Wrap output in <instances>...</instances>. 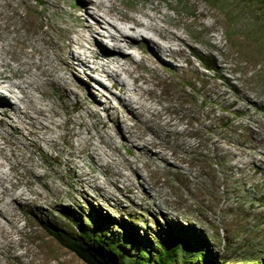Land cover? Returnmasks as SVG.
Segmentation results:
<instances>
[{
  "label": "rangeland",
  "instance_id": "1",
  "mask_svg": "<svg viewBox=\"0 0 264 264\" xmlns=\"http://www.w3.org/2000/svg\"><path fill=\"white\" fill-rule=\"evenodd\" d=\"M14 1L0 0V23L22 34L37 33L43 40L38 46L45 49L49 47L50 38L66 45L69 41L63 38L65 34L76 40V34L85 35L89 27L101 44L102 36H109L106 29L116 34L108 25H98L100 17L104 16L99 0ZM118 1L137 7L145 5L148 10L160 3L172 17H187L194 12L188 0ZM196 1L215 14L219 32L205 33L202 27H193L190 32L198 39L220 35L223 47L214 48V40L206 45H195L202 58L217 61L218 71L215 72H206L200 61L191 56L198 74L187 77L194 86L193 89L187 86L186 92L192 114L198 115L200 122L196 124L198 134L188 141V151L182 157L198 166L192 167L193 172L181 174L173 170L163 178L181 190L187 203L174 204L170 200V186L144 184L134 176L131 180L136 185H131L124 178L129 175L124 160L133 163L137 159L130 152L131 145L121 146L122 139L112 140L118 152L97 137L89 139L82 135L70 142L59 140V150L53 148L50 152L48 149L53 154V159L49 160L52 179L46 177L34 185L45 196L44 184L52 183V195L47 193L48 199L39 210H19L25 217L20 226L31 223L46 239L42 246L50 264H86L63 248L51 234L84 240L80 228L93 239H100L102 245L92 242L91 247L110 259L108 264H135L138 259L155 264L162 254L161 245L176 241L183 250L173 264H195L196 259H187L192 252L203 253L202 261L214 264L264 263V11L241 0ZM214 21L210 19L205 23ZM20 24H24V28ZM14 37L15 34L9 36L7 43ZM72 50L76 58H85L79 47L73 46ZM62 57L72 64L70 53H62ZM89 66L94 67L92 63ZM184 67L189 68L186 63ZM77 70L73 74L76 78L71 80L80 82L82 99L87 103L86 99L92 97L103 103L102 108L109 106L108 98L100 93L102 85L109 90L107 97L125 98L101 75L91 74L88 69ZM11 102L16 100L11 99ZM70 111L78 123L84 122L79 110L70 108ZM201 122L203 126H199ZM85 123L93 126L89 119ZM122 129L126 132L124 127ZM95 132L104 133L102 126H97ZM35 159L43 164V168L35 169L36 174L49 173L48 160H40L38 156ZM161 167L164 169L165 165L161 163ZM148 192L153 199L146 204ZM202 261L199 264H203Z\"/></svg>",
  "mask_w": 264,
  "mask_h": 264
},
{
  "label": "bare ground",
  "instance_id": "2",
  "mask_svg": "<svg viewBox=\"0 0 264 264\" xmlns=\"http://www.w3.org/2000/svg\"><path fill=\"white\" fill-rule=\"evenodd\" d=\"M188 1L194 12L187 17H172L160 3L148 10L145 5L137 7L118 0H99L104 16L100 17L98 25L106 24L116 32L106 29L110 47H105L103 41L99 43L95 31L87 27L85 35L76 34V40L65 34L63 38L69 41L66 45L50 38L49 47L45 49L38 46L43 40L37 33L22 34L0 23V264H50L42 246L46 239L31 223L20 226L25 217L19 210H39L48 199L47 193L52 195V183L44 184L45 196L34 185L46 177L52 179L49 160L53 159V154L50 152L53 148L59 150V140L70 142L82 135L89 139L97 137L118 152L112 140L122 139L121 146L131 145L130 152L137 159L133 163L124 160L129 173L124 178L131 185H136L131 180L134 176L144 184L170 186V200L174 204L187 203L181 190L163 178L173 170L181 174L193 172L192 167L198 166L182 157L188 151V141L198 134L196 124L200 122L198 115L192 114L186 92L187 86H194L187 77L197 73L191 56L201 59L203 55L200 56L201 51L195 45H206L209 40H214V48L221 50L223 47L220 35L198 39L190 32L193 27H202L205 33L219 32V20L200 2ZM210 19L215 21L205 23ZM13 33L16 37L8 44ZM73 46L79 47L85 58H76ZM64 52L70 53L72 64L64 61ZM184 63L189 68H185ZM78 68L101 75L125 98L107 97L109 90L102 85L100 93L108 98L109 106L102 108L103 103L92 97L86 99L87 103L82 99L80 82L71 80L76 78L73 74ZM203 80L206 84L205 78ZM70 108L79 110L84 122L78 123ZM87 119L92 127L85 123ZM96 124L102 126L104 133H94L99 126ZM71 125L67 131L64 129ZM199 126H203V122ZM36 156L48 160L49 173L36 174L35 169L43 168ZM59 156L56 155V159ZM149 199L153 197L148 192L146 204Z\"/></svg>",
  "mask_w": 264,
  "mask_h": 264
},
{
  "label": "trees",
  "instance_id": "3",
  "mask_svg": "<svg viewBox=\"0 0 264 264\" xmlns=\"http://www.w3.org/2000/svg\"><path fill=\"white\" fill-rule=\"evenodd\" d=\"M245 3H249L252 6H258L259 8L264 11V0H241ZM196 58L195 56H193ZM200 63L203 66V69L206 72H215L217 70L218 63L215 59H198ZM218 71V70H217ZM223 81H226V79H223ZM231 84V83H230ZM77 226H79L77 224ZM81 230V235L84 240L81 239H66L62 235L57 233H52V237L57 240V242L66 250L72 252L75 254L79 259L84 261L86 264H108L110 259L104 258L99 252H96L92 247L91 244L95 245H102V242L100 239H93L92 236L88 233H86L84 230ZM171 237L173 238V235L171 234ZM162 254L159 255L158 259H156L155 264H173L177 259L176 257L182 253L181 250L183 248L181 245H179L178 241L173 242V244L163 243L161 245ZM192 256L187 259H196L195 264H199L200 261L204 259V254L201 252H192ZM203 256V259H202ZM194 257V258H193ZM151 259V257H150ZM153 261L147 260V259H138L135 264H152ZM203 264H214V262L209 260L202 261ZM133 264V263H132ZM185 264V263H184ZM264 264V263H260Z\"/></svg>",
  "mask_w": 264,
  "mask_h": 264
},
{
  "label": "clouds",
  "instance_id": "4",
  "mask_svg": "<svg viewBox=\"0 0 264 264\" xmlns=\"http://www.w3.org/2000/svg\"><path fill=\"white\" fill-rule=\"evenodd\" d=\"M102 41L104 42L103 38H102ZM104 44H105V45H108V44H106L105 42H104Z\"/></svg>",
  "mask_w": 264,
  "mask_h": 264
}]
</instances>
